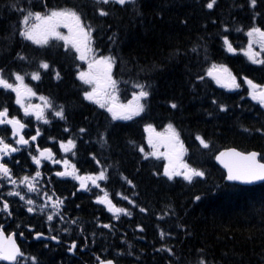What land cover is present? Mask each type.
Listing matches in <instances>:
<instances>
[{
	"label": "trees",
	"instance_id": "1",
	"mask_svg": "<svg viewBox=\"0 0 264 264\" xmlns=\"http://www.w3.org/2000/svg\"><path fill=\"white\" fill-rule=\"evenodd\" d=\"M205 2L111 3L100 5L109 11L108 16L100 17L94 0H0V68L12 83L15 80L11 72L24 75V83L37 93L32 96L37 104H42L40 95L48 97L56 106L64 107L65 119L55 117L52 109L44 112L48 123L33 114L25 116L15 103L14 93L3 88L0 108L6 106L10 115L29 125L27 136L39 129L37 145L50 148L56 160H69L77 174L91 175L107 169V179L100 182L99 188L85 190L72 178L56 175L63 170L62 164L42 165V177L37 181L42 191L29 193V197L41 201L43 191L50 195L55 191L63 199L60 215L64 219L50 224L59 244L31 239L33 231L47 233L45 215L28 213L18 197L7 196L11 186L0 180V198L8 200L11 211V215L4 213L0 204V225L6 224V232L25 236L20 241L25 254L21 264H32L31 257L37 264H95L97 257L116 264H199L201 259L205 264H264V182L252 186L226 183L223 172L213 162V155L227 147L256 150L260 158L264 157V132L257 131L264 128V112L247 104L243 89L229 97L207 75L213 65L225 64L241 78L238 66L246 67L244 36L252 26L248 21L254 12L246 0H216L211 10L204 7ZM65 7L81 11L85 22L92 25L91 47L95 54L115 58L112 75L120 102L132 98L134 83L148 86L150 95L141 101L144 111L139 115L130 120H112L106 109L85 101L82 91L88 88L75 73L77 65L85 68L86 64L75 59L73 50L66 52L63 41L34 45L19 35L22 13L45 14L52 8ZM255 13L264 16V0H258ZM221 34L228 35L236 55L227 54ZM18 53L26 59L21 60ZM41 59L48 61L51 69L40 70L41 79L33 81L30 73L37 70ZM253 70L254 75H244L264 81V68ZM55 71L60 72L59 79ZM170 102L177 107L171 108ZM221 104L225 105L224 111L220 110ZM169 123L184 145V161L204 171V177L191 182L180 176L168 180L163 175L164 160L145 158L139 151L143 147L145 153H150L145 125L162 130ZM81 127L85 133L79 132ZM4 129L0 128L1 137L13 142L10 131ZM101 133L106 142L100 141ZM197 134L208 142L207 149L195 140ZM69 137L76 140V146L64 153L59 142ZM19 149L4 158L17 179L37 170L29 155L35 153L33 147ZM19 186L23 192L24 185ZM105 192L112 204L128 209L132 215L119 213L114 217L107 204L96 200ZM124 196L134 200L136 206ZM140 207L146 211L140 212ZM161 231L165 233L163 238ZM73 240L76 250L69 255ZM162 245L165 250H161Z\"/></svg>",
	"mask_w": 264,
	"mask_h": 264
},
{
	"label": "snow or ice",
	"instance_id": "2",
	"mask_svg": "<svg viewBox=\"0 0 264 264\" xmlns=\"http://www.w3.org/2000/svg\"><path fill=\"white\" fill-rule=\"evenodd\" d=\"M247 6L253 9L254 14L251 19L254 22L251 27L247 30L248 36V46L247 49L243 50L245 56L253 63L257 65H264V26L257 25L255 21L261 13H255V9L258 6V0H246ZM111 3H115L121 6L127 3H134V0H94L95 11L100 17H106L109 15V11L106 7ZM216 0H206L204 7L207 9H213ZM44 7L47 9V5ZM83 13L78 11L76 8H52L48 10L45 14H41L40 11L32 12L28 11L26 15L22 13L23 19L20 23L23 25L19 30V35L25 40L31 41L34 45H48L50 41H63V48L68 51L74 50L75 59L83 62L87 65L83 68L77 65V71L75 73L76 79L82 82L83 85H87L88 89L82 91V97L85 101H91L101 109H106L107 113L110 114L112 120L123 119L130 120L133 116L139 115L144 111V104L141 103L142 100L149 97L150 93L148 86L143 83H134V90L132 92V98L127 101V103L120 102L119 97L116 94L117 81L113 79L112 69L115 62V58L107 55H96L94 49L91 47L93 28L92 25L86 23L83 18ZM63 27L67 29V33L59 31ZM225 33H227V26H225ZM223 40L224 45L227 47L229 52H235L236 49L232 46L229 41L227 34H221L220 37ZM258 44L260 51H254V45ZM17 56L23 60L26 59L24 56ZM216 68L213 65L212 69L209 70L208 75L213 76V70ZM51 69V64L41 59L38 63L37 70L30 73L31 79L33 81H39L41 79V71H48ZM223 72L227 74V83L225 86L238 88L240 85L237 83L236 77L232 75L227 68L223 69ZM11 77H14L15 83L9 82V78L4 75V69L0 68V88L4 90H11L15 93V103L20 106L25 115L29 113L33 114L38 120H43L48 123L44 116L45 109H52L53 115L65 119V109L63 106H56L52 100L44 95L39 96V100L42 104H28L25 105V97L36 96L37 93L33 91L31 87L24 83V75L19 72H11ZM55 78H60V72L55 71ZM217 83H220V77L214 76ZM197 79H202V77H197ZM243 83L248 85V95L252 100L258 101L261 106H264V84L255 83L252 79L247 77L243 78ZM215 104L216 101L213 100ZM171 108H176L175 103L170 102ZM220 110H225V105H219ZM0 126H5L4 130L10 127L11 136L14 139L15 145L24 147L28 146L30 141L36 142L37 137L40 136V131L37 129L34 135L29 138H25L22 134V130L26 127L24 123L21 122L15 115H10L8 108H0ZM145 132L148 133L147 142L149 146L153 149L150 153H145L144 148L140 147L139 151L144 153L145 158L148 156H163L166 163L163 168V175L167 177L168 180H172L174 177H183L185 181L191 182L194 178L204 177L205 172L192 167L189 164L183 162L181 157L184 153V145L180 142L179 136L176 134L175 129L172 124L169 123L166 126L164 132H157L152 124L145 125ZM65 132L69 129L65 128ZM259 132H264V128L257 129ZM80 133H85L86 129L81 127L79 129ZM101 142H106L104 134L99 135ZM195 140L199 144L207 149L209 147L208 142L201 137L199 134L195 136ZM162 145L165 149L164 152H160L158 147ZM76 146V140L69 137L66 141L59 142V148L64 153H69ZM20 149L14 147L13 144L5 141L4 137H0V177L7 181L8 184L14 186V190L9 191L7 196L19 197L21 201H25L27 204L26 211L28 213L34 212H45L50 206L52 211L46 216L47 221H53L54 214L58 215L61 220L64 219L63 215H60V209L64 203L63 199L56 196L55 191L51 195L47 191H43V195L39 197L43 202L36 204V201L32 198H27L21 193V191L16 188L17 185H25L28 193H37L42 191L37 188L38 178L41 176L40 165L42 160H50L53 164H63L64 171L56 172L57 176H73L76 172V167L74 164H70V161L64 159L62 161L54 159V153L50 148H40L39 145L36 146V152L38 155H32L31 160L36 166V171L32 175H25L19 179L14 178L12 169L8 166L7 162L3 161L4 156H10L12 153L18 152ZM260 154L256 151L250 152H239L236 149H228L226 151L219 152L215 156V159L219 161L224 169H226V176L224 177L227 181H236L246 184H252L256 181H264V157L258 159ZM93 160L99 164V160L92 156ZM19 163L18 161L16 162ZM71 168V171L68 169ZM107 169L101 168V170L95 174L88 176L75 175V179L80 181V188H86L87 185L85 181H90L92 185L97 188L100 187L99 181H104L107 179L106 176ZM128 184H132L131 180H127ZM117 195H120L117 193ZM55 197V198H54ZM124 200H127L129 204L136 206L134 200L129 199V197L124 196ZM196 200L200 199V196L195 197ZM97 202L101 204H107L108 211L114 214L123 213L127 216H131L132 213L128 209L123 207H116L112 204L108 197L107 192L104 196H97ZM0 204H2V211L8 215H11L9 202L7 199L0 198ZM140 212H145L146 208L140 207ZM72 223H76L75 220ZM103 227L109 228L110 225L104 224ZM139 228L140 226L137 225ZM65 232L69 229L65 228ZM141 231L143 229L141 228ZM44 234L41 232H35V237L40 238ZM161 238L165 235L163 231L160 233ZM51 240H58L57 235H52ZM76 247V242L73 240L68 251L71 252ZM161 250H165V246H161ZM171 253V249H166ZM25 259V254L17 246L12 235L5 237L2 230H0V261L9 262V264H21V261ZM32 264H37L36 258L31 257ZM99 264H113L111 259H100L97 257ZM199 264H205V261L201 259Z\"/></svg>",
	"mask_w": 264,
	"mask_h": 264
},
{
	"label": "rangeland",
	"instance_id": "3",
	"mask_svg": "<svg viewBox=\"0 0 264 264\" xmlns=\"http://www.w3.org/2000/svg\"><path fill=\"white\" fill-rule=\"evenodd\" d=\"M59 31H61V32H64L65 34L67 33V29H64L63 27H61L60 29H59ZM259 46V45H258ZM253 47H255V45L253 46ZM260 49V48H259ZM256 50V49H255ZM74 51V50H73ZM87 67V65L85 66V68ZM214 83L215 84H218L217 83V81L215 80L214 81ZM226 83H227V81H226ZM219 85V84H218ZM87 86V85H86ZM87 88H88V86H87ZM230 88H232V87H230ZM233 89H235V88H233ZM14 93V92H13ZM14 95H15V93H14ZM39 102V101H38ZM91 102V101H90ZM24 103H25V105H28V104H33V105H37V102L35 101V98L34 97H25V99H24ZM38 104H41L40 102L38 103ZM166 129V128H165ZM165 129H162V130H156L157 132H164L165 131ZM147 146H148V148L150 149V152L153 150L150 146H149V144L147 143ZM158 150L160 151V152H164L165 151V149H164V147L162 146V145H160L159 147H158ZM155 158H159V159H163L164 160V162L166 163V161H165V159L163 158V156H154ZM184 157H185V151H184V153H183V155H182V157H181V160L183 161V162H185L184 161ZM47 162H51L50 160H47ZM52 163V162H51ZM62 168H63V170L62 171H64L65 169H64V165L62 164ZM69 171H71V168H69L68 169ZM75 175H78L76 172L74 173V175L73 176H66V177H70V178H72L73 180H75V181H77V183L80 185V181H78L77 179H75ZM89 175V174H88ZM88 175H83V176H88ZM81 176V175H80ZM181 178H183V177H181ZM100 182L101 181H99L98 183L100 184ZM85 183H86V185H87V187L86 188H83V189H85V190H88V189H90V188H96V186H94V185H92L91 184V182L90 181H85ZM6 184H8L7 183V181H6ZM8 185H10V184H8ZM11 186V189H8V191L7 192H9V191H12V190H14V186L13 185H10ZM16 188H18L20 191H21V189H20V186L19 185H17V186H15ZM24 188H25V190H23V192H21L23 195H25V197H26V199L27 198H29V193L27 192V189H26V186L24 185ZM19 198V197H18ZM31 198V197H30ZM33 199V198H32ZM20 200V199H19ZM35 201H36V204L38 205V204H40V203H42L43 201L41 200V201H37L36 199H34ZM20 202L21 203H23V205L26 207V209H27V204H26V202L25 201H21L20 200ZM52 211V209H51V207L49 206L47 209H46V211L45 212H43V213H41V212H39V211H37V212H34V213H39V214H44L45 215V218H46V216H47V214L49 213V212H51ZM54 220H60V219H58V215H55L54 214V218H53V221ZM61 223V222H60Z\"/></svg>",
	"mask_w": 264,
	"mask_h": 264
},
{
	"label": "flooded vegetation",
	"instance_id": "4",
	"mask_svg": "<svg viewBox=\"0 0 264 264\" xmlns=\"http://www.w3.org/2000/svg\"><path fill=\"white\" fill-rule=\"evenodd\" d=\"M260 26H262V25H260ZM248 36L246 37V40L248 41ZM255 49L258 51V49H259V46H258V44H255ZM246 65H248L249 66V68H243V65H239L238 66V68H239V71L241 72L240 74H245V75H250L251 74V72H252V69H253V63L248 59V58H246ZM224 69V68H223ZM228 69V68H227ZM228 71L231 73V71H230V69H228ZM232 74V73H231ZM233 75V74H232ZM244 75V76H245ZM245 77H248V76H245ZM253 77V76H252ZM220 80H221V82H220V88L224 91V92H226V93H233L232 91H234L233 90V87L232 88H230V87H227V86H225L226 85V81H227V74L226 73H224L223 72V75L220 77ZM253 80V79H252ZM240 82H237L240 86H242V88L245 90V94L247 93V96H246V98H245V100H246V102H247V104L249 105V106H251L252 108H253V110L254 109H257V110H261L260 112H261V114H263V112H264V106H261L259 103H258V101H255V100H252V98L248 95V85L246 84V83H243L241 80H239ZM255 83H258V84H263V80H262V78H260V79H258V80H253ZM42 176V175H41Z\"/></svg>",
	"mask_w": 264,
	"mask_h": 264
},
{
	"label": "water",
	"instance_id": "5",
	"mask_svg": "<svg viewBox=\"0 0 264 264\" xmlns=\"http://www.w3.org/2000/svg\"><path fill=\"white\" fill-rule=\"evenodd\" d=\"M213 75H215V73H213ZM9 129H10V127H9ZM23 130H24V129H23ZM23 130H22V134H23ZM10 131H11V130H10ZM228 149H232V147H231V148H225V149H222V150H220L219 152L226 151V150H228ZM234 149H236V148H234ZM236 151H239V150L236 149ZM219 152L216 153V154L214 155V162H215V164H216V165H217V166H218V167L224 172V175L226 176V169H224L223 165H222L219 161H217V160L215 159V156L218 155ZM239 152H241V151H239ZM256 152H257V151H256ZM257 153H258V152H257ZM258 159H259V156H258ZM224 179H225V178H224ZM225 181L228 182V183H234V184H239V185H243V186H249V185H254V184H258V183L264 182V181H256V182H253L252 184H246V183L236 182V181H227L226 179H225ZM0 230H2V229H0ZM2 231H3V230H2ZM3 233H4L5 237H7L8 235H12V236H13V239L15 240V242H16V244H17V246L19 247L18 242H17V240H16V237H15L14 233H10V234H8V235H7L4 231H3ZM20 238L23 239V235H22V234L20 235ZM33 239H34V240H45V241L51 240L50 237H49V236H46V235H43V236L40 237V238H36V237H35V234L33 235ZM53 241H54V240H53ZM54 242H57V241L55 240ZM71 253H72V251H71ZM97 264H99V262H98ZM113 264H115L114 261H113Z\"/></svg>",
	"mask_w": 264,
	"mask_h": 264
},
{
	"label": "bare ground",
	"instance_id": "6",
	"mask_svg": "<svg viewBox=\"0 0 264 264\" xmlns=\"http://www.w3.org/2000/svg\"><path fill=\"white\" fill-rule=\"evenodd\" d=\"M256 151V150H255ZM213 162H214V159H213ZM214 164H215V162H214ZM216 165V164H215ZM217 166V165H216ZM218 167V166H217Z\"/></svg>",
	"mask_w": 264,
	"mask_h": 264
}]
</instances>
